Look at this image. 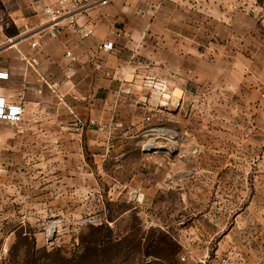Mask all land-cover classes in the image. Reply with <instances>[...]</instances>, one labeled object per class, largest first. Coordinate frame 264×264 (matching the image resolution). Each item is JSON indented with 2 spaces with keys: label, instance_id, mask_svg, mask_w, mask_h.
<instances>
[{
  "label": "rangeland",
  "instance_id": "1",
  "mask_svg": "<svg viewBox=\"0 0 264 264\" xmlns=\"http://www.w3.org/2000/svg\"><path fill=\"white\" fill-rule=\"evenodd\" d=\"M232 98L189 79L120 134L55 102L0 122V264H264V109Z\"/></svg>",
  "mask_w": 264,
  "mask_h": 264
},
{
  "label": "crops",
  "instance_id": "2",
  "mask_svg": "<svg viewBox=\"0 0 264 264\" xmlns=\"http://www.w3.org/2000/svg\"><path fill=\"white\" fill-rule=\"evenodd\" d=\"M58 1L0 0V98L24 107L23 121L55 102L82 124L140 131L182 104L189 79L264 109V22L243 11L264 0H113L80 13L95 26L86 40L67 21L51 37L43 9Z\"/></svg>",
  "mask_w": 264,
  "mask_h": 264
},
{
  "label": "built area",
  "instance_id": "3",
  "mask_svg": "<svg viewBox=\"0 0 264 264\" xmlns=\"http://www.w3.org/2000/svg\"><path fill=\"white\" fill-rule=\"evenodd\" d=\"M113 0H59L57 3L48 5L43 9V14L50 23L49 29L51 30V37L56 38L61 33L60 23L67 21L69 27L83 40L91 38L95 33L94 24L90 23L86 26H81L79 23V15L83 11L94 7H104L109 5ZM231 2H237V0H231ZM245 13L251 15L255 19L264 22V7H245L243 9ZM38 44H33L34 49L38 48ZM104 50H112L113 44H105L102 46ZM67 58L72 62H76L77 59L71 52L66 54ZM10 74L6 71L0 70V81H9ZM26 109L22 106L9 105L5 99L0 98V121L11 124H18L23 121V116L26 113ZM90 127L98 128L103 131L106 129V125L90 121ZM186 259L183 258V261ZM226 263V261H223Z\"/></svg>",
  "mask_w": 264,
  "mask_h": 264
},
{
  "label": "trees",
  "instance_id": "4",
  "mask_svg": "<svg viewBox=\"0 0 264 264\" xmlns=\"http://www.w3.org/2000/svg\"><path fill=\"white\" fill-rule=\"evenodd\" d=\"M100 246V244L98 245V247ZM97 251L99 252V253H102L101 252V250H100V247L99 248H97ZM90 256V254L87 252V250L75 261L76 262V264H82V263H84V262H86L87 260H88V258H94L95 260H96V263H101L102 261H103V257H102V255H96L95 256V254H93L92 255V257H89ZM155 257H156V262L158 263V262H160V261H162V260H164L163 258H161V257H159V256H156L155 255ZM74 260V259H73Z\"/></svg>",
  "mask_w": 264,
  "mask_h": 264
}]
</instances>
